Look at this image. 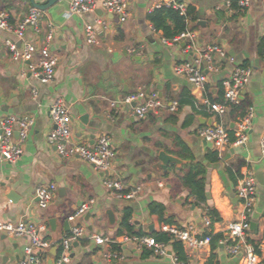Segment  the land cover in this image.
<instances>
[{"label":"crops","instance_id":"0c3cea01","mask_svg":"<svg viewBox=\"0 0 264 264\" xmlns=\"http://www.w3.org/2000/svg\"><path fill=\"white\" fill-rule=\"evenodd\" d=\"M34 1L42 4L46 0ZM165 1L132 0L124 23L100 8L81 16L69 15L70 0L40 11V32L35 34L27 28L25 39L35 45L37 60L49 27L53 28L48 45L58 62L54 79L48 84H40L27 73V62L11 59L5 40L16 41L18 48L22 46L13 34L0 31V120L7 116L33 120L20 159L0 163V220L23 221L41 230L42 237L51 242L42 255V264H58L60 241L74 226L83 228V237L72 245L66 264H174L175 242L169 235L166 234V256H155L147 248L137 249L123 237L164 234L160 232L162 224L200 227L202 217L210 210L217 214L218 221H213L209 231L201 232L203 236L212 235L210 245L192 252L179 244L184 253L182 262L239 264L228 251L234 243L227 240L225 232L244 214L236 193L247 173L254 175L257 192L247 216L250 229L244 240L264 264V160L259 149L264 133V61L256 55L259 39L264 36L263 0H251L240 13L226 6L229 0H176L185 8H193L198 16L197 22L189 24L196 33V49L188 53L183 51L184 42L163 44L161 33L153 31L147 20L148 12ZM31 8L29 0H0V11L8 14L12 25L27 16ZM85 24L96 29L99 45L86 44ZM213 44L224 48L235 64L246 63L252 69L242 98L254 114L244 147L218 150L197 136L199 129L218 123L232 128L239 118L231 107L222 116L196 108L205 99L224 102L220 83L229 75L230 63L214 56L216 71H206L207 83L201 89L173 73L176 64L195 58V50ZM138 90L155 93L164 106L177 100V110L163 108L137 119L132 112L134 104L111 107L112 101ZM58 100L69 111L72 144L92 148L100 136L109 137L115 153L112 175L128 188H140L135 199H117L104 188L102 175L89 164L77 157H61L48 144L47 137L53 129L48 111ZM160 151L177 157L181 163L168 164L163 170L157 157ZM210 153L217 154L216 161L207 158ZM192 163L205 170L206 202L198 205L182 184ZM48 184L56 186V193L51 204L41 209L35 191ZM84 203H90V209L72 218ZM126 209L131 211L132 235L120 227ZM107 211L112 212L113 223ZM50 219L55 220L54 229ZM64 222L69 225L68 231ZM95 235L112 242L96 244ZM4 236L0 234V264H20L28 238ZM112 252L122 259H107L105 255Z\"/></svg>","mask_w":264,"mask_h":264},{"label":"built area","instance_id":"2783aa9c","mask_svg":"<svg viewBox=\"0 0 264 264\" xmlns=\"http://www.w3.org/2000/svg\"><path fill=\"white\" fill-rule=\"evenodd\" d=\"M70 0L68 14L84 15L94 13L97 8L104 12L116 16L120 23L127 21L130 15V6L132 0ZM251 0H239V8L245 9L249 6ZM264 4V0H263ZM229 7V2L226 3ZM173 8L179 12L181 16L186 15V8L183 4L176 0H167L158 3L154 8ZM150 10V11H151ZM41 12L31 8L28 15L25 16L18 24L12 25L9 22V16L6 12H0V31L13 34L22 47L17 46L16 41L5 40L4 44L11 54L13 61L27 62L26 71L34 77L40 84H48L53 81L55 68L58 58L54 56L48 42L52 38L53 28L49 27L45 42L39 48V59L34 60L36 47L33 42L25 39L27 28H31L35 34L40 32ZM101 25L100 22H97ZM153 30V29H152ZM84 40L88 45H99V38L96 29L91 24H85ZM154 31V30H153ZM196 33L188 30L173 38L165 40V45L179 44L184 42L185 53L190 52L195 47ZM197 55L191 61H185L176 64L173 67V73L183 77L194 88L201 89L207 83V72L216 71L214 65V56L219 60H227L232 69L229 75L221 80V88L223 90V103H212L205 99L201 103L196 104L198 110L206 112H214L222 116L228 107L237 106L243 98V90L248 83L252 69L248 66L235 64L234 59L228 57L227 52L218 44L209 45L195 50ZM34 94L35 91L33 92ZM118 104L132 105L133 116L137 119H144L150 113L157 112L160 109H167L175 112L178 107V101L173 100L167 106H164L155 93L146 94L143 90L123 97L119 101H112L111 107ZM53 129L47 137V142L53 146L59 156L64 158L77 157L89 164L96 172L103 177L102 184L106 190L113 194L114 197L121 200L130 201L137 197L140 192L138 186L128 188L121 180L116 179L112 175L113 161L115 158L114 149L110 139L106 135L100 136L96 144L90 148L84 145H74L70 141V115L68 109L61 101H55L51 104L48 111ZM254 114L251 107L247 108L246 114L242 118H238L232 128L218 123L213 126H206L197 131V136L206 143L212 144L216 149H224L229 146L244 147L248 141L249 130L252 125ZM33 124L30 117L24 116L16 118L7 116L0 120V163H15L20 159L23 153V143L27 138L28 132ZM233 134L234 140H230ZM259 149L261 158L264 160V133L259 140ZM257 192V182L252 173H247L239 182L236 196L242 204L244 214L238 222L231 223L227 226L226 237L231 240L234 245L228 248L231 255L238 258L239 264H262L259 255L254 248L245 243L244 234L250 229V221L248 215L251 214ZM56 193V186L48 184L38 187L35 191V197L38 206L46 209L52 202ZM90 209V203H84L76 210L72 218L83 215ZM202 225L200 227L194 224H188L184 227H178L170 224H162L160 232L167 234L171 239L180 244L184 249L189 251H198L209 246L212 241V235H202L203 230H210L213 221L208 213L202 217ZM83 228L74 226L70 232L61 239V254L58 264H66L69 262V252L74 243H77L83 237ZM0 234L8 237H27L28 244L24 249V257L20 264H42L43 253L47 252L51 247V242L41 235V230L29 223L23 221L11 222L0 220ZM96 244H109L112 241L106 237L99 235L93 236ZM124 241H130L137 249L147 248L155 256H166V244L157 242L154 237L149 236H124ZM223 243V242H222ZM107 259H122L117 252L105 255ZM174 264H186L173 257Z\"/></svg>","mask_w":264,"mask_h":264},{"label":"trees","instance_id":"16d2710c","mask_svg":"<svg viewBox=\"0 0 264 264\" xmlns=\"http://www.w3.org/2000/svg\"><path fill=\"white\" fill-rule=\"evenodd\" d=\"M238 2L239 0H229V9L237 12L239 11L240 13L241 9L238 6ZM147 20L155 32L161 33L163 39L172 40L179 34L191 30L189 24L197 22L198 16L193 8H186V15L181 16L179 12L173 8L160 7L149 11L147 14ZM256 55L264 61V36L259 39L256 47ZM243 66H247V64L244 63ZM231 108L233 111L239 113V118H242L246 114V110L249 106H247L245 101L242 100L239 105L232 106ZM230 140H234L233 134H231ZM216 157V153H210L207 156L211 161H216ZM191 160L193 159L191 158ZM204 175V168L198 163H192L182 179L183 186L188 190L189 194L193 196L196 205L206 202ZM151 212H154V210L152 209ZM208 213L212 221H218V216L213 210H210ZM130 217L131 211L129 209L124 210L120 227L125 229L128 234L132 235L133 229L129 224ZM137 235H139V233ZM152 237H154L157 242L161 243H167L169 241L166 234H154ZM174 246L177 259L181 262L184 261V253L181 246L176 242L174 243ZM112 248L113 250L117 249L115 245H113Z\"/></svg>","mask_w":264,"mask_h":264},{"label":"water","instance_id":"95a60500","mask_svg":"<svg viewBox=\"0 0 264 264\" xmlns=\"http://www.w3.org/2000/svg\"><path fill=\"white\" fill-rule=\"evenodd\" d=\"M61 0H46L45 2H43L42 4H37L34 0H29L30 5L32 8L37 9L39 11H45L48 8H50L51 6H53L54 4H56L57 2H59ZM158 160L161 162V168L163 170L166 169L168 164H176L179 165L181 163L180 159H178L177 157L168 154L165 151H160L158 153ZM106 215L108 216V219L111 223H113L114 220V216L112 214V212L107 211ZM87 216H90V214L88 213ZM49 225L51 226L52 229H54L55 226V220L54 219H50L49 220ZM254 224H252L251 226H253ZM64 228L65 231L69 230V225L67 222H64ZM4 238H6V236H4Z\"/></svg>","mask_w":264,"mask_h":264}]
</instances>
